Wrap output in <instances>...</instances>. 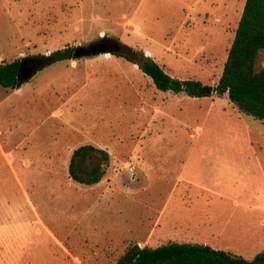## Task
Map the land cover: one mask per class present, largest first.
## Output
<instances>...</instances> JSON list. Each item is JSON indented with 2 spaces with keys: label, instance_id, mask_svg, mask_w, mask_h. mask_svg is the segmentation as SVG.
Segmentation results:
<instances>
[{
  "label": "rangeland",
  "instance_id": "rangeland-1",
  "mask_svg": "<svg viewBox=\"0 0 264 264\" xmlns=\"http://www.w3.org/2000/svg\"><path fill=\"white\" fill-rule=\"evenodd\" d=\"M246 0H0V63L87 47L0 86V264H114L131 242L264 250V120L161 91L137 63L219 81ZM120 47L96 52L97 43ZM257 69L264 67V50ZM91 145L84 171L74 151Z\"/></svg>",
  "mask_w": 264,
  "mask_h": 264
},
{
  "label": "trees",
  "instance_id": "trees-1",
  "mask_svg": "<svg viewBox=\"0 0 264 264\" xmlns=\"http://www.w3.org/2000/svg\"><path fill=\"white\" fill-rule=\"evenodd\" d=\"M79 49L80 46L57 49L34 59L31 65L37 67L38 71L54 62L76 57ZM262 50H264V0H246L222 74L214 85L205 84L197 79L174 78L156 61L144 55L140 59L130 55L124 57L137 63L161 91L183 92L191 97L228 95L241 110L264 120V67L259 70L256 67L257 58ZM114 53L122 55L119 52ZM20 68V60L0 63V86L16 88ZM88 149L96 148L85 145L74 151L70 174L80 183L94 184L99 178L85 180L75 166L78 157ZM114 264H264V250L253 259H246L209 245L170 241L153 248L131 242Z\"/></svg>",
  "mask_w": 264,
  "mask_h": 264
},
{
  "label": "flooded vegetation",
  "instance_id": "flooded-vegetation-1",
  "mask_svg": "<svg viewBox=\"0 0 264 264\" xmlns=\"http://www.w3.org/2000/svg\"><path fill=\"white\" fill-rule=\"evenodd\" d=\"M97 44H98V45H97L96 49H98L101 45H105V47H106L109 51L111 50V52H118V51H119V50H116L114 47H111V45L108 44V42L106 41V39H105L104 41H101V42L97 43ZM106 48H105V49H106ZM83 49H84V48H83L82 46H80V49L77 50V54H78V55H81V54L85 51V50H83ZM112 49H113V50H112ZM119 49H120V48H119ZM101 53H103V52H101ZM78 55H77V56H78ZM32 63H33V61H32ZM30 67H32V65H31V64L28 65V64H26V62H25V64L21 67V72H22L23 74H25V73L29 70ZM89 152L101 156V157H102V160H104V161H108L109 156H106V154H108V152H107L106 150H104V149H98V148H96V149H94V150H93V149H88V150L85 151V153H84L83 155L79 156V157H82V158H81V162L83 161L84 157H85ZM81 162H79L78 160H76V161H75V166H76V168H77L79 174H80V175L82 176V178H84L85 180H95V179L99 178V181H100L101 178H102V176H103L104 173L106 172V170L109 168L108 166L102 164V165H99V166H93V167H91L90 170H88V171H84Z\"/></svg>",
  "mask_w": 264,
  "mask_h": 264
},
{
  "label": "water",
  "instance_id": "water-1",
  "mask_svg": "<svg viewBox=\"0 0 264 264\" xmlns=\"http://www.w3.org/2000/svg\"><path fill=\"white\" fill-rule=\"evenodd\" d=\"M83 48H84L83 50L86 51L87 48H89V46L83 47ZM105 48H106L105 45H101L98 49H95V50L98 53H101V52H111V50L109 51L107 48L106 49ZM114 48L116 50H119L120 47L118 45H116V47H114ZM26 60L27 59H23L21 61V67L25 64ZM36 72H37V67H30L29 70L25 74H23L21 72V68H20L19 73H18V83H17V87L21 86L23 84V82L27 81V79L30 76L34 75Z\"/></svg>",
  "mask_w": 264,
  "mask_h": 264
}]
</instances>
